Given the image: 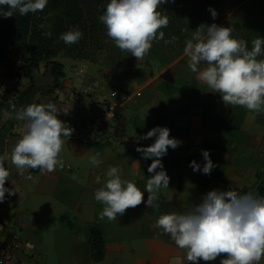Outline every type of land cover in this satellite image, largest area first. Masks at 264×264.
<instances>
[{
    "label": "rangeland",
    "instance_id": "rangeland-1",
    "mask_svg": "<svg viewBox=\"0 0 264 264\" xmlns=\"http://www.w3.org/2000/svg\"><path fill=\"white\" fill-rule=\"evenodd\" d=\"M169 5L177 8V15L174 19H170L168 31L165 28L161 29L165 33L164 39L153 41L152 48L143 59L137 60L130 53L122 52L114 45L113 41L107 37L104 25L98 21L99 15L104 10L98 9L94 10L92 19L86 21L87 31L83 33L81 39L75 44L67 45L59 53L57 60L63 64L64 71L67 72L65 76L69 79L78 78L81 75L77 76L76 71L82 69L84 75L81 79L85 78L83 83L90 86L94 93L101 94L117 90L125 91L128 95L136 92L138 97L129 105L130 109H134V114L129 120L122 121L123 118H121L117 123L115 121L90 142L81 141L72 126L73 123L66 120L65 122L73 131L67 138L69 141V150L68 147L67 150L71 155L66 156V146L61 151L64 155L61 159L63 167L43 173L38 168L35 172L29 169L24 175H19L17 170L13 169L15 166L11 164L12 169L9 180L5 181V186L12 188L15 193L11 196L6 193L4 201L0 202V222L21 232V242L26 249L23 264H73V262H76L75 264H99L92 262L88 253V226L91 224H102L107 234L106 254L100 264H186L184 260L186 250L177 247L169 234L154 226L157 218L165 213L187 212L193 204L200 202L203 194L211 189L228 190L231 188L236 191H247L254 188L258 175L264 181V155L256 150L258 147H263V144L261 146L256 144L255 139L248 138L246 145L253 151L246 157L238 155L227 162L217 158V155L225 156L224 152L214 151L210 153V156L223 163H215L216 167L210 175L189 169L186 178L177 177L176 180L171 179V174L168 172L170 164L166 158L168 152L172 151L169 147L167 154L161 158L164 168L169 173V188L162 189L158 193V199L155 201L157 207L152 209L142 202L135 208L126 209L125 213L115 220L100 218L99 214L103 205L95 200L94 192L106 180L105 173L109 166L119 165L122 176L134 179L141 190L149 176L152 175L147 171L152 159H146L136 151L138 144L149 145L148 139L137 141L136 136L150 130L153 121L159 117L169 119L167 125L173 134L180 132L175 138L181 136L182 133L190 132L192 126L189 123L180 121V116L171 114L173 95L181 93L191 98H198L204 91L194 82L176 80L169 83L165 81L161 73L175 60L182 59L185 41L191 37L197 26L201 23L231 26L235 29L234 36L244 40L249 36L248 41L257 36H264V0H223L221 2L210 0L208 3L196 0H168L158 10L164 13L165 7ZM210 7L216 10L215 17L211 15ZM59 16L58 11L45 12L40 28L52 34L54 23ZM177 32H180L179 36ZM172 36H178L176 42L165 44L164 40H169ZM13 48L12 45L9 47L10 50H14ZM28 49V42H26L21 50L17 51L19 54L9 53L11 58L8 60V68L19 70L18 75L22 76L24 86L21 83L22 86L18 85L15 89L19 93L25 91L29 83L24 64ZM32 76L40 91L34 95L32 103L56 101L55 97H51V93L46 92L52 83V77L44 63L33 71ZM69 84L65 87L67 90L65 92L71 98V91L77 86ZM153 96L164 100L161 108H151L149 100ZM3 102L5 110H11V106L16 103L8 99V96ZM217 103L218 101L215 107ZM23 105L25 104L21 107ZM57 107L58 112L67 117L69 112L66 114L63 111L65 109L63 105L57 103ZM222 107L223 112L227 111L226 106L222 105ZM15 108L20 109L18 106ZM242 110L246 113V108L242 107ZM2 112L0 110V128L4 126L5 129L0 133V142L1 153L5 154V145L11 143L9 141L11 137L15 136L16 138L12 139L18 140L23 132H13L14 124H17L16 120L14 118L5 120ZM120 112L122 113L123 109ZM209 112V109H206L203 114H200L201 124ZM244 115H242V120ZM193 117L196 120L198 115H193ZM229 117L231 118V114ZM254 120L264 126V120L259 114ZM172 121L178 125V129L171 126ZM195 148L188 158L202 165L203 158L199 161L194 157L200 153V146H195ZM96 153H99L98 166L90 163V157ZM234 165H237L240 170L234 172ZM29 174L31 179L26 178ZM98 175L101 177V183L95 181ZM144 195L148 193L144 191ZM48 200L52 201L48 202ZM61 215L69 217L76 225L75 229L70 230L71 236L58 233L67 228L59 221ZM118 220L125 225L123 227L115 225ZM57 222L58 225L55 228ZM132 227L136 228V233L131 232ZM54 228L56 232L51 240ZM41 238H47L48 241L43 242ZM72 238H74L73 242H77L78 246L75 245L77 248H74L72 243V248L69 246ZM66 246L70 249H65ZM221 257H227V253H221L213 261L199 260L198 264H220ZM188 264H194V262L189 261ZM259 264H264V257Z\"/></svg>",
    "mask_w": 264,
    "mask_h": 264
},
{
    "label": "clouds",
    "instance_id": "clouds-1",
    "mask_svg": "<svg viewBox=\"0 0 264 264\" xmlns=\"http://www.w3.org/2000/svg\"><path fill=\"white\" fill-rule=\"evenodd\" d=\"M168 0H107L98 21L106 29V35L122 52L126 51L137 60L143 59L153 46V41L164 39L161 30L168 26L165 13L158 10ZM48 0H0V17L7 18L18 13L21 16L42 12ZM215 17L217 12L209 8ZM43 27V26H41ZM231 26L216 23H201L185 41L184 56L196 79L207 85L209 91L219 93L224 104L243 106L250 119L264 112V37L251 41V48L243 38L233 35ZM45 35L50 36V32ZM83 32L78 26L69 28L58 37L66 45L77 43ZM176 36L164 40L174 44ZM4 90V89H3ZM3 91L0 90V95ZM14 114V115H13ZM3 118L23 122V133L10 153L11 164L19 175L29 169L52 172L63 167L59 153L65 143L63 137L71 135L73 129L58 118V107L53 102L32 103L21 109L11 106L3 110ZM155 137L147 146L137 145L136 151L152 163L143 190L134 179L122 176L119 165L109 166L102 186L95 190L94 198L103 205L100 218L112 221L135 208L142 202L146 207L156 208L155 201L162 189L169 188L170 177L163 166L162 157L169 147L177 148L182 141L170 136L167 126H155L135 139ZM203 164L192 160L193 171L210 175L216 164L207 149L201 150ZM99 153L90 157V163L98 166ZM8 154H0V202L5 194L15 191L5 186L10 171L6 167ZM157 169H159L157 171ZM27 179H31L29 174ZM101 183V177L95 178ZM144 191L148 193L144 199ZM156 228L169 234L176 246L185 249L184 260L198 264L199 260L213 261L221 253L220 264H259L264 257V196L251 190L234 191L211 189L199 203L184 213H165L155 221ZM3 264V261H0ZM14 264V261H10Z\"/></svg>",
    "mask_w": 264,
    "mask_h": 264
},
{
    "label": "trees",
    "instance_id": "trees-1",
    "mask_svg": "<svg viewBox=\"0 0 264 264\" xmlns=\"http://www.w3.org/2000/svg\"><path fill=\"white\" fill-rule=\"evenodd\" d=\"M203 3H208L210 0H196ZM223 0H217L221 2ZM107 0H48V4L42 12L29 13L27 15L21 16L18 13L15 16H10L7 18L0 17V62L8 59V54L11 53L14 55V52L21 50L24 46V43L28 42V55L25 58L26 65V74L29 76V83L25 91L19 93V98L15 106L21 104H32V98L36 93H39L36 86L34 77L32 76L33 71L37 70L40 67L41 63H44V66L49 71L52 77V83L46 89V92H53L59 84L60 79L65 77V71L63 64L57 60L59 53L64 50L67 45L59 40L58 37L61 33L69 30V28L78 26L83 33H86V21L92 19V14L94 10H104ZM49 11H58L60 16L54 23L53 31L50 36L45 35V31L40 28V22L42 21L43 15L45 12ZM165 14H167L168 19H174L177 15V8L173 6L165 7ZM170 26L165 27L166 31ZM167 33V32H166ZM165 34V33H164ZM178 36L180 32L176 33ZM177 36V37H178ZM258 37V36H257ZM257 37H254L257 38ZM261 37H264L263 35ZM249 39V36L247 37ZM248 42V47L251 48V41ZM253 39V40H254ZM12 45L14 50H10L9 47ZM19 54V52H17ZM10 92L5 91L2 101H0V110H5L3 100L6 99ZM198 98H191L189 96L187 107H199L201 109V114L204 113L206 109H209V114L206 118H203V125L207 128L212 129L214 132L220 133L228 138H233L239 135L242 115L245 113L242 110L241 106H231L229 115L222 116L214 112L217 98H213L204 92H201ZM195 100V101H194ZM204 100V101H203ZM210 100V101H209ZM211 102V103H210ZM231 114V118L229 117ZM170 117V116H169ZM58 118H63V114H58ZM171 118V117H170ZM212 119L211 121H209ZM168 118L159 117L156 118L151 128L155 126H167ZM172 120V119H170ZM171 125L174 129L177 128V125L172 121ZM169 128V127H168ZM224 128V129H222ZM5 129L4 126L0 128V133ZM170 129V128H169ZM170 129V136L175 137L176 134L172 133ZM155 137L149 138V145L154 141ZM221 146L216 143L206 142L201 145V150L207 149L209 152H214L220 149ZM0 154L1 153V142H0ZM196 159L201 161L203 158L201 151L198 155H195ZM214 163L219 164L223 161L216 159L210 156ZM187 161L191 162L187 157ZM204 161H201L203 164ZM37 169H32L36 171ZM229 190H234L229 188ZM251 191L258 193L259 195L264 196V181L260 178V175L257 177V183L254 188L250 189ZM236 191V190H234ZM148 195H146L147 197ZM59 220L65 224L69 229H75V223L67 216L61 215ZM88 242L90 247V258L93 262H101L105 257V229L101 224H91L88 226Z\"/></svg>",
    "mask_w": 264,
    "mask_h": 264
},
{
    "label": "crops",
    "instance_id": "crops-1",
    "mask_svg": "<svg viewBox=\"0 0 264 264\" xmlns=\"http://www.w3.org/2000/svg\"><path fill=\"white\" fill-rule=\"evenodd\" d=\"M27 55H28V52H27ZM10 58L11 57L8 54V59L0 62V90H2L3 93H5V91H9L10 93H12L15 91L16 87L19 84L21 85V83H22V85H23L22 76L18 75V73L20 71L15 70V68H11V69L8 68V65H9L8 60H10ZM11 61L14 62L12 59H11ZM25 63L26 62H24V64ZM77 72L78 71H76V75L78 76L79 74ZM66 74H67V72L65 71V75ZM161 76L165 79V81H168L169 83H173L176 80H183V81H189V82L197 83L198 85L201 86V88L203 89L205 94H207L213 98L218 99L217 100L218 101L217 107H215V109H214V112L216 114L226 116L229 113V110L231 107H230V105H226L223 103V101L220 97V94L219 93H213V92L209 91L206 84H204V83H202L196 79V73H193L192 71H190V69L187 65V57L186 56H183L182 59L175 60L171 65H169L167 68L164 69V71L161 73ZM81 77H83V76H79L78 78L73 77L72 79H69L67 76H65L62 79H60V85L57 86L55 91L53 93L51 92V97H55V99H56V101H52V102L55 103L56 105H57V103H61V105H63V108H65L63 111L66 114L69 112V114H67V117L63 114V118H61V120L64 122L66 120H70L73 123L72 126L74 127L76 132H78V129H79L81 123L84 121L86 113L83 111H79V113H76L75 109L72 110L71 98L69 97V94L67 92H65V91H67V90H65V87L69 83H71V85L74 84L75 87L76 86L80 87L82 84H84L83 81H85L84 80L85 78L81 79ZM29 85H30V83H28V85L25 89H27ZM64 92H65V94H64ZM136 97H138V95H136V92H131V95H130L131 100L129 99L130 102L129 103L127 102L121 108V109H123L122 113L120 112L121 111V109H120V111H119L120 115H118V117L115 119L116 123L121 118H123L122 121H127L134 114V109H130L129 105L131 103H133L134 101H136V99H135ZM0 98H1V95H0ZM188 99H189V97L187 95H182L181 93H176V94L174 93V95H173L171 114H173L175 116H180V121L183 120L186 123H189V125L192 126V128L188 134L182 133L181 136L176 137L177 139L182 141V143L177 148L172 149V151L168 152V154H167L166 161H168V163L170 164V165H168V164L167 165H168V172L171 174V179L174 178L173 180H176L175 178H177V177L186 178L188 176L187 172L189 169H192V168L189 166V163L187 161V157L189 156L190 152L191 153L194 152V150L196 149L195 146L199 145L200 151H201V145L203 143H206V142L216 143V144L220 145L221 148L216 150V151L224 152L225 156L217 155V158L222 159V160L227 161V162L231 161L233 158L237 157L238 155L246 157L248 154L252 153V151H253L252 148L249 149L246 145L248 138L255 139L256 140L255 143L260 144V146L263 144V147H261V148L258 147V149H256V150L261 152L264 155V126L261 125L260 122H259L260 123L259 124L257 122V120L250 119L249 118L250 113L248 112L247 109H246V113H244L245 115H244L242 123H241L239 135L236 137H233V138H228V137H226L220 133L214 132L210 128L205 127L203 125V123L201 124V118H200L201 109L199 107L194 108L192 106V107H189V109L185 111V108L187 107V104H188ZM163 103H164V100L160 97H157V96H153L149 100V105L151 106V108H156V109L161 108V106H163ZM27 105L28 104L23 105L22 107H20V109L27 106ZM222 105L227 107V111L223 112V110L221 109V108H223ZM58 114H62V113L58 112ZM179 114H184V115H179ZM193 115H198V118L196 120H194L195 117H193ZM259 115H260V118L264 120V112H261ZM192 117H193V119H192V121H190V118H192ZM115 121H114V123H115ZM16 122H17V124H14L13 132H17V133H18V131L23 132V122L18 121V120H16ZM13 137H15V136H13ZM13 137H11V139L9 140L11 143L10 144L7 143L5 145V154L9 155V160L7 161V167L9 168V171L12 169L11 161H10V153H11L13 146L17 142V140L12 139ZM67 138L68 137H63L65 143L62 147V150H63L64 146H66L65 151L67 150V147L69 150V141H67ZM257 139H259V140H257ZM68 150L66 151V153H67L66 156L69 157L71 154L68 152ZM63 157H64V155H62V152H60L59 153V159L61 160ZM65 161H67V159H65ZM13 169L17 170L16 168H13ZM239 170H240V168L237 165H234L233 171L236 172ZM33 172H35V171H33ZM63 179H65V178H63ZM166 191L172 192L171 190L170 191L166 190ZM80 195H82V194L80 193ZM144 199L145 200L147 199L146 195H144ZM51 201L52 200H48V202H51ZM57 225H58V222H57L55 228L57 227ZM115 225H117L119 227H123L125 224L121 220H118L117 223H115ZM55 228L52 231L51 240L53 239V235L56 232ZM67 228L63 229V231H59L58 233L65 234L67 236H71L72 232L70 230H72V229H69V228L67 229ZM104 229H105V227H104ZM131 232L136 233L137 232L136 228L132 227ZM21 237H22V234H21ZM106 237H107V234L105 231V254H106ZM155 238H156V236H155ZM73 239L74 238H72V242H69L70 243L69 246L72 248V245H73L74 248H77L78 244H77V242L76 243L73 242ZM134 239H136V238H134ZM41 240H43V242L48 241L47 238L46 239L41 238ZM71 243H72V245H71ZM22 245H23L24 253L26 254V249L24 247V244L22 243ZM75 245H77V246H75ZM65 249H70V248H67V246H66ZM88 253L90 255V247H89ZM55 255H56V253H55ZM102 262L103 261L99 262V264ZM75 263L76 262H73V264H75ZM94 263H98V262H94Z\"/></svg>",
    "mask_w": 264,
    "mask_h": 264
},
{
    "label": "built area",
    "instance_id": "built-area-1",
    "mask_svg": "<svg viewBox=\"0 0 264 264\" xmlns=\"http://www.w3.org/2000/svg\"><path fill=\"white\" fill-rule=\"evenodd\" d=\"M77 71L79 75H84L82 69ZM3 95L4 93L1 96ZM18 98L19 92L17 91L8 95V99L12 102H17ZM129 99L130 95L125 91L112 90L96 94L87 84H82L71 91L72 110L86 113L77 132L78 138L83 142H90L101 135L114 123L120 109ZM19 232L0 222V261H3V264H10V261H14V264L24 263L26 254L21 242V232L20 234Z\"/></svg>",
    "mask_w": 264,
    "mask_h": 264
}]
</instances>
